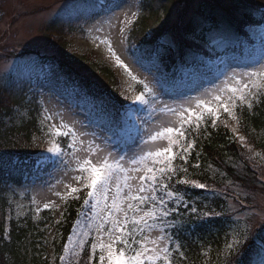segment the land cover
I'll return each mask as SVG.
<instances>
[{
    "label": "trees",
    "instance_id": "trees-1",
    "mask_svg": "<svg viewBox=\"0 0 264 264\" xmlns=\"http://www.w3.org/2000/svg\"><path fill=\"white\" fill-rule=\"evenodd\" d=\"M99 1L68 0V7L48 22V30L43 32L46 43L25 49L0 85V264H50L46 259V226L53 223L52 212L46 210L40 219L33 215L7 219L3 208L9 188H22L52 170L51 162H41L37 157L38 150L20 143L21 136L31 143L33 135L39 133L40 108L30 88L44 83L82 103L99 102L101 113L112 115L113 123L116 114L126 108L127 99L115 72L86 57L70 56L67 51V36L74 32L73 27L106 12L109 3L104 0L107 5L103 6ZM182 3L184 10L192 9L177 14L173 24L170 21L175 8ZM141 9L128 39L130 47L136 46L131 56L148 64L159 62L160 68L168 72L163 83L169 90L183 84L184 73L179 66L188 76H195L202 67L207 70L201 58L244 55V47L238 48L237 43L243 40V44H253L246 28L264 25V0H143ZM166 37L174 47L162 43ZM258 100L251 108L247 103L237 108L239 136L224 122L213 125L209 120L198 129H188L186 139L193 147L189 154L184 153L187 162L181 159V149L175 147L176 173L170 185L186 199L189 210H179L180 215L175 217L174 240L183 246L185 258L174 252L173 264H228L230 260L257 264L264 257V223L255 225V232L244 242L239 257L234 254L225 258L222 251L233 215L238 213L232 211L231 204L248 207L252 199L264 196V164L257 157L259 151L264 152V95ZM25 103L33 105L30 117L18 125H9L6 119ZM39 179L43 181L45 177ZM177 180L189 183L177 184ZM195 183H203L207 189L195 188ZM83 201L84 198L69 201L63 221L57 224V261L75 223L88 216L84 213L87 209L82 208ZM193 206L195 213L191 211ZM91 240L75 264H91Z\"/></svg>",
    "mask_w": 264,
    "mask_h": 264
},
{
    "label": "rangeland",
    "instance_id": "rangeland-1",
    "mask_svg": "<svg viewBox=\"0 0 264 264\" xmlns=\"http://www.w3.org/2000/svg\"><path fill=\"white\" fill-rule=\"evenodd\" d=\"M142 1L113 0L110 8L106 9V12L100 17L90 21H80L78 25L74 26V32H69L70 35L67 40V51L70 56L86 57L91 63L94 62L101 67L106 66L119 76L121 93L125 99H128V102L126 110L120 112L121 114H116V123L111 122L112 115L104 116L101 113V109L98 107L99 102L86 100L82 103L76 97L61 95L57 89L44 83L38 86L35 84L36 86L30 88V91L37 95L38 107L40 108V113H38L40 114L39 133L33 135L31 143H28L21 136L20 143L26 148L40 150L43 152L42 155L52 156V160H56L58 165L52 172L50 171L47 175L44 174L39 177H45L43 181L34 178V180L26 182L22 188H9L4 194L7 197L5 209L16 219H24L28 215L40 219L44 211L49 210L52 212L53 223L46 226V259L49 260L50 264H56L60 253L59 251L57 253L55 248L59 238L57 224L63 221L65 207L69 201L77 200L83 192L85 196L87 189H84L82 185L72 179V176L77 173L75 172L76 165L73 157L66 147L69 138L50 135L48 125L51 122L43 119L45 114L54 117L57 124L61 122L62 118L63 123L74 126L78 133H86L87 135L83 137L85 145L88 141H93L114 154L133 155L150 147V145L143 143L148 134L147 129L155 128L170 119V117L159 112L153 113L150 109L133 103L135 97L143 91V84L138 81L146 79L155 89L159 99L165 104L173 107L182 104L186 106L197 98H204L208 93L224 88L228 78L234 73L239 78V74L251 72L264 64V27H254L249 29L248 32L257 46L251 48L243 44V40L237 43V47L241 45L244 47L245 57H223L221 58L222 61L214 68L207 62L208 67L211 68L210 74L205 75L203 71L199 72L196 80H185L182 88L167 92L162 83L167 76V72L160 68L159 62L148 64L139 58H131L128 52L127 39L130 37L134 23L141 15ZM69 3L68 0H0V85L5 83L4 76L17 64L20 54L25 49H33V47L46 43V35L43 32L48 30V22L67 8ZM184 8L183 3L176 6L171 23H176L177 14L186 13L188 10L190 12L192 9V7L186 10ZM178 11L180 12L176 13ZM133 13H138V15L133 18ZM126 18L131 20V23L125 25ZM121 29H124L123 33L120 31ZM101 39L111 41L113 50L121 57L132 75L137 77V81H133L124 68L118 66L107 45L100 42ZM164 44L173 46L172 41L168 38L165 39ZM47 54L51 55L48 52ZM245 79L247 78L245 77ZM257 84L259 85V92L253 102L254 100L259 101L260 96L264 95V80L258 79ZM240 105L243 104L237 101V107L231 109L232 115L221 109L216 122H224L228 126L230 125L229 127L233 133H238L236 110ZM155 107L160 106L156 105ZM45 109L48 110L47 113L44 112ZM32 110L33 105L25 103L20 108L15 109V113L9 116L6 122L9 125L12 123L18 125L23 122L22 120L30 117ZM153 120H155V123H153ZM209 120L212 121L213 117L205 114V120L202 123L204 124ZM134 134L136 138L131 143V137ZM53 143H58L65 155L57 157L49 153L47 149L52 147ZM157 143L161 148L167 147L166 141H158ZM191 149L186 154H189ZM84 155H86V152L77 153V156ZM257 157L264 164V152L259 151ZM92 159H95V157L93 156ZM175 159L173 162H175ZM66 185L69 187H66ZM70 187H78L81 190L69 194ZM184 200L186 201V199ZM46 204L49 207L45 208L44 205ZM231 206H236V212L238 213L233 215V221L228 227L229 231L224 238L222 251L225 258L234 255L228 254L226 241L230 243L245 229H247L249 237V235L254 234L256 224L261 225L264 223V196L259 195V197L252 199V203L248 207L244 204L240 207L237 204H231ZM179 210L189 209L181 205ZM252 224H254L253 228ZM81 228L82 225L79 223L77 231L82 230ZM73 239H75V236H73ZM174 241L177 242L176 239ZM98 255L99 249L96 251L97 258L94 264H98ZM73 258L74 261L76 257ZM263 261L264 257H261L258 259L257 264H261ZM57 264L59 263L57 262Z\"/></svg>",
    "mask_w": 264,
    "mask_h": 264
},
{
    "label": "snow or ice",
    "instance_id": "snow-or-ice-1",
    "mask_svg": "<svg viewBox=\"0 0 264 264\" xmlns=\"http://www.w3.org/2000/svg\"><path fill=\"white\" fill-rule=\"evenodd\" d=\"M137 15L132 14L133 18ZM128 23L131 20L126 18L125 25ZM120 31L123 33L124 29ZM100 42L107 45L118 66L124 68L133 81H137V77L132 75L113 50L111 41L101 39ZM258 79L264 80V64L251 72L239 74V78L234 73L224 88L178 107L161 101L146 79L138 81L143 84V91L135 97L133 103L170 119L155 128L147 129L148 134L143 143L150 147L133 155L114 154L93 141L85 145L83 137L86 133H78L74 126L63 123L62 118L57 124L54 117L44 115L43 119L51 122L48 125L50 135L69 138L66 147L73 157L77 173L72 179L87 189L82 208L89 210V219L94 222L95 236L92 237L90 248L92 254L99 249L98 264H173L174 252L185 258L183 246L174 241L176 233L172 231L177 229L175 217L180 215V206L189 207L183 196L170 185L176 173L173 167L176 153L173 149H181V159H185L184 153L193 147V143L186 139L188 129L193 126L198 129L205 120V114L213 117L212 123L215 125L220 110L232 115L231 109L237 107V101L240 104L247 103L251 108L259 92ZM47 111L44 110L45 113ZM158 141H166L167 147L161 148ZM47 151L57 157L65 155L58 143H53ZM85 152L86 155L77 156V153ZM93 156L95 159H92ZM176 183L188 184L189 181L177 180ZM194 187L207 189L203 183H195ZM80 190L78 187H70L69 194ZM236 210V206H232V211ZM191 211L195 213L196 208L193 206ZM79 223L78 220L73 229L75 239L70 236L64 245L63 255L59 258L61 264H73V257L78 258L88 243L92 229L77 231ZM247 239L248 231L245 229L230 243L226 241L228 254L239 257ZM228 264H238V261L230 260Z\"/></svg>",
    "mask_w": 264,
    "mask_h": 264
}]
</instances>
